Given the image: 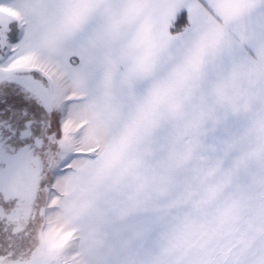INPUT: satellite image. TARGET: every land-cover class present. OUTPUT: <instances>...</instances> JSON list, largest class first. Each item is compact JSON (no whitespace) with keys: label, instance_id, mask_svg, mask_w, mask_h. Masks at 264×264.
Segmentation results:
<instances>
[{"label":"snow or ice","instance_id":"1","mask_svg":"<svg viewBox=\"0 0 264 264\" xmlns=\"http://www.w3.org/2000/svg\"><path fill=\"white\" fill-rule=\"evenodd\" d=\"M0 264H264V0H0Z\"/></svg>","mask_w":264,"mask_h":264}]
</instances>
